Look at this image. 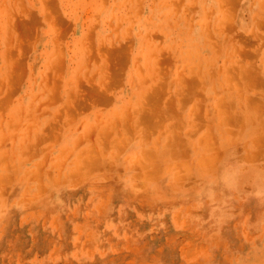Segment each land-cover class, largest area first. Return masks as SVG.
<instances>
[{
    "label": "rangeland",
    "instance_id": "374dc122",
    "mask_svg": "<svg viewBox=\"0 0 264 264\" xmlns=\"http://www.w3.org/2000/svg\"><path fill=\"white\" fill-rule=\"evenodd\" d=\"M0 264H264V0H0Z\"/></svg>",
    "mask_w": 264,
    "mask_h": 264
}]
</instances>
